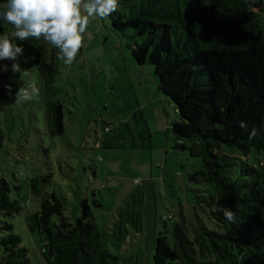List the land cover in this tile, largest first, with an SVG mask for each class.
<instances>
[{"label": "trees", "instance_id": "trees-1", "mask_svg": "<svg viewBox=\"0 0 264 264\" xmlns=\"http://www.w3.org/2000/svg\"><path fill=\"white\" fill-rule=\"evenodd\" d=\"M109 18L113 30L128 40L136 62L155 67L159 89L179 115L172 123L175 147L202 158V170L190 173V179L210 186L209 196L201 198L214 228L198 217L192 238L178 223L172 231L173 244L158 233L154 264H264V8L256 10L245 0H119L118 10ZM12 31L11 24L0 21V36ZM24 41V63L42 79L49 133L62 135L63 105L52 99L58 49L42 38ZM11 63L0 61L9 69L0 71V81L6 82L0 86V113L9 98L3 85L12 84ZM134 115L144 122L142 115ZM241 122L246 126L241 127ZM109 124L105 122L104 128L108 133L114 128ZM130 125L129 120L118 122L121 137L133 135L128 132ZM4 140L0 128V152ZM103 144L112 146L107 138ZM139 145L134 140L129 148ZM52 176L28 180L40 197V209L27 215V223L31 232L40 235L47 263L117 264L119 256L108 246L109 233L98 226L87 199L76 221H69L59 197L43 185ZM12 191L10 181L0 176V211L10 216L23 209L19 199H12ZM142 198L139 209L127 211L138 232ZM225 207L236 212L235 224L224 218ZM116 233L114 228L110 236ZM0 236V264H32L12 223L5 221Z\"/></svg>", "mask_w": 264, "mask_h": 264}, {"label": "rangeland", "instance_id": "rangeland-1", "mask_svg": "<svg viewBox=\"0 0 264 264\" xmlns=\"http://www.w3.org/2000/svg\"><path fill=\"white\" fill-rule=\"evenodd\" d=\"M254 7L264 8V0H256ZM24 42L15 40L22 47ZM19 63L29 75L11 70L8 74L13 95L0 113L6 149L0 152V176L22 184L11 197L19 199L23 209L14 216L0 211V227L5 221L14 225V233L22 238L32 264H48L41 251L40 235L31 232L27 223V215L40 209V197L31 190L28 180L41 175H53L49 183H42L59 197L69 221H76L82 201L87 199L98 226L109 233L108 246L119 256L117 264H154L157 234L163 232L173 244L172 231L177 223L185 226L190 238L198 217L214 228L201 198L209 196L210 186L190 179V173L202 170V158L175 147L172 123L179 115L174 103L159 89L155 67L136 62L128 40L113 30L109 17L90 20L84 46L71 66L59 62L52 99L63 105L62 135L49 133L41 77L34 67H26L24 53ZM3 83L1 80L0 86ZM31 83L36 84L39 96L17 105L16 90ZM135 113L137 117L142 115L144 122L136 119ZM128 120V132L133 135H126L123 127V138L117 124ZM105 122L114 125L109 133L104 129ZM106 138L111 147L103 144ZM134 140L141 148H129ZM142 144L151 147L142 148ZM136 179L142 184L137 185ZM145 179L151 185L142 193ZM139 196H143V207L138 232L136 223L128 221L127 211L139 209ZM114 228L117 233L111 237Z\"/></svg>", "mask_w": 264, "mask_h": 264}, {"label": "clouds", "instance_id": "clouds-1", "mask_svg": "<svg viewBox=\"0 0 264 264\" xmlns=\"http://www.w3.org/2000/svg\"><path fill=\"white\" fill-rule=\"evenodd\" d=\"M245 2L251 6L256 0ZM118 8L119 0H5L0 3V21L11 24L14 31L0 36V61H12V73L27 77L29 71L22 70L19 63L24 49L13 43L12 39L24 41L32 37L36 40L42 38L44 42L58 49L57 59L71 66L84 46V34L90 20L107 19ZM8 70V65L0 66V71ZM3 87L9 96L13 95L11 84ZM37 96L39 89L35 83H31L28 87H19L16 90L14 102L20 105L34 100ZM240 126L246 125L241 122ZM223 215L228 222L236 223V212L225 207ZM243 259L241 256V261Z\"/></svg>", "mask_w": 264, "mask_h": 264}, {"label": "crops", "instance_id": "crops-1", "mask_svg": "<svg viewBox=\"0 0 264 264\" xmlns=\"http://www.w3.org/2000/svg\"><path fill=\"white\" fill-rule=\"evenodd\" d=\"M102 23H104V21H102ZM105 25V24H104ZM6 151V149H3L2 150V152H5ZM152 175V174H151ZM8 180L10 181V183H11V185H12V187H13V190H17V189H21V187H22V184H20V183H13V182H11V180H10V178H8ZM15 180H18L17 178H16V176H15ZM147 185H151V181L149 180V179H145V182H143V185H141V192L143 193H145V191H146V186ZM140 187V186H139ZM137 190H138V187L136 188ZM149 191V190H148ZM134 192H136V191H134ZM134 199H136L135 197H134ZM139 202H140V197H139V199H137ZM142 202H143V200H141ZM138 202H136V204H137ZM27 205V204H26ZM142 207H143V203H142ZM27 208H28V205H27ZM130 209H132V211L133 210H136L137 209V207H134V208H130ZM30 211V210H29ZM81 212V211H80ZM94 212V211H93ZM78 217V216H77Z\"/></svg>", "mask_w": 264, "mask_h": 264}, {"label": "built area", "instance_id": "built-area-1", "mask_svg": "<svg viewBox=\"0 0 264 264\" xmlns=\"http://www.w3.org/2000/svg\"><path fill=\"white\" fill-rule=\"evenodd\" d=\"M135 182H136L137 185L142 184V181H140V180H138V179H136Z\"/></svg>", "mask_w": 264, "mask_h": 264}]
</instances>
